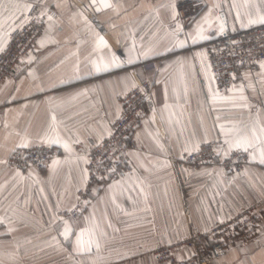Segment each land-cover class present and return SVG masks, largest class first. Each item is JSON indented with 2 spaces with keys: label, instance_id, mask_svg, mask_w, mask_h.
Returning <instances> with one entry per match:
<instances>
[{
  "label": "crops",
  "instance_id": "obj_1",
  "mask_svg": "<svg viewBox=\"0 0 264 264\" xmlns=\"http://www.w3.org/2000/svg\"><path fill=\"white\" fill-rule=\"evenodd\" d=\"M175 1L119 0L118 16L111 10L87 12L120 60L119 67L102 72L91 63L99 62L100 55L92 50L93 32L71 19L87 0H47L43 5L56 10L58 26L46 33V23L38 39L46 37L44 46L37 43L0 90V159L5 160L25 134L36 144L52 115L63 122L64 136L74 132L89 144L105 128L112 130L121 97L137 82H152V98L136 131L138 146L128 150V173L97 186L84 213L64 217L75 222V231L87 228L99 242V250L93 245L90 254L74 250L75 235L65 240L59 234L62 225L53 223L61 210L74 204L76 190L84 184L77 166L63 165L51 178L50 162L44 168H19L21 179L14 178L18 167L0 164V216L5 218L0 224V264H159L154 255L158 246L186 238L194 228L209 229L251 204L264 208V164L247 159L241 171L229 173L218 164L189 163L184 150L205 139L222 142L221 124L257 119L264 124V69L259 65L240 73L232 87L221 92L208 59L207 46L214 36L248 27H241L248 25L245 0H204L205 7L187 30L177 18ZM56 2L63 7L57 9ZM198 26L209 38L193 43ZM177 41H184V47H177ZM133 42L135 51L130 53ZM102 54L110 59L107 50ZM144 62L155 63V68L145 69ZM241 94L248 108L240 106L245 103ZM58 149L55 157L63 160L66 154ZM80 168H85L82 162ZM114 181H122V186L109 191ZM9 227L15 229L10 234ZM195 253L193 246L175 250L179 259ZM206 264H264V228L256 239L232 246Z\"/></svg>",
  "mask_w": 264,
  "mask_h": 264
},
{
  "label": "built area",
  "instance_id": "obj_2",
  "mask_svg": "<svg viewBox=\"0 0 264 264\" xmlns=\"http://www.w3.org/2000/svg\"><path fill=\"white\" fill-rule=\"evenodd\" d=\"M176 14L184 30L192 25L205 7L204 0H176ZM50 13L57 15L52 7H47ZM34 12L36 9H34ZM46 18L37 24L35 20L20 31L14 32L12 38L0 52V90L5 82L13 77L25 64L26 56L36 46L43 34ZM208 59L215 84L219 91L225 92L238 80L240 73L255 71L260 62L264 61V24L236 30H226L214 36L208 43ZM143 67L148 70L155 68V63L144 62ZM152 82L142 79L120 99L119 116L113 120L112 135L104 137L102 143L92 148L88 158L92 161L85 165L88 170L87 183L76 190V200L70 207L61 210L59 216L76 217L86 211L97 186L105 184L111 177H124L130 168L128 150L138 146L136 131L146 106L152 98ZM202 141L198 151L185 155V160L191 164H218L229 173L239 172L244 168L248 159L247 154L233 152L224 158L217 154L221 140L214 138ZM96 141H90L89 145ZM82 145H76L75 150L81 153ZM105 149L107 151L105 152ZM59 149H51L33 144L29 149H16L5 158L7 165L18 168H43L50 158L57 156ZM103 160L105 167H97V161ZM114 167L115 172L108 171ZM103 175L105 179L99 177ZM75 206L72 212L67 209ZM264 228V208L259 204H251L242 208L230 219L218 222L211 228L203 230L194 228L191 235L178 241L160 245L154 249V255L159 264H206L209 260L220 258L224 252L232 247L244 244L257 238ZM181 246H193L195 255L187 259H179L175 250Z\"/></svg>",
  "mask_w": 264,
  "mask_h": 264
},
{
  "label": "snow or ice",
  "instance_id": "obj_3",
  "mask_svg": "<svg viewBox=\"0 0 264 264\" xmlns=\"http://www.w3.org/2000/svg\"><path fill=\"white\" fill-rule=\"evenodd\" d=\"M47 3V0H0V52L5 50V47L12 38V34L18 30L22 31L25 26L30 25L33 20L37 24L41 23L43 18H46L47 28L45 32H49L53 27L58 26L57 18L55 14L50 13L49 8L43 7ZM39 6V11L34 12ZM236 5L234 4L233 7ZM55 7L61 9L63 7L62 3L56 2ZM244 9L246 10L245 14L248 16V25L241 23V27L250 26L253 24H264V0H259L257 3L256 0H245L243 4ZM122 5L119 3V0H87V3L82 8L76 9L75 12L71 14V19L74 22L82 23L85 27V30H91L93 32V46L92 50L95 53H100L99 62L97 60H92L91 63L96 72L108 71L110 68L119 67L120 60L119 57L111 52V46L108 41L101 35L98 31L95 30L93 21L88 19L87 12L91 11L94 13H100L104 11L111 10L117 16L120 14ZM255 10V17L252 15V10ZM240 13L237 12L236 18L240 20ZM173 19H175V11H173ZM207 22V17L205 18ZM115 27V25H112ZM176 30H180V25L177 24ZM221 32H223V25H221ZM209 37L203 34V28L197 27L195 36L192 37L193 43L199 40H206ZM45 38L40 39L37 43L42 47L45 44ZM177 47H184V41H177ZM105 50L110 53V59L106 60L102 54ZM130 53L135 51V43L133 42L132 48L129 50ZM146 56L147 53H144ZM198 56H203L204 53H197ZM132 62L131 55L129 57L128 63ZM260 68L264 69V61L260 62ZM31 75V73H30ZM264 75V73H262ZM246 78L248 74H245ZM79 78V77H77ZM135 86V85H133ZM235 90V86L234 89ZM211 92V89H210ZM240 92L243 93V87L241 86ZM85 92L78 93V95H84ZM219 96V93L212 94V100L215 102L216 98ZM241 101H245L241 107L248 108L249 105L246 103L247 97L241 94L239 97ZM169 105L167 102L164 104V109L167 110ZM153 123L155 122V109L153 110ZM119 116V114H117ZM62 121H58L55 115H52L51 122L48 125V128L44 134L38 140V146L46 147L51 149L53 146L63 149L65 158L62 160L58 157H51L49 172L50 178L54 176L63 165H73L77 166L83 183H87L88 170L86 168H80V163L84 165L90 164L92 161L88 158V154L92 148L98 147L105 135L111 136L112 133L109 129L105 128L104 134H97L96 142L89 145L86 141L82 140L79 135L76 133H70L68 136H64L60 131V125ZM7 127V125H5ZM220 136L223 137L222 142L217 150V154L221 155L224 158L229 157L233 152H242L247 154L248 160L250 162L257 161L260 164H264V124H262L259 119L255 120L251 124H232L226 126L224 124L219 125ZM17 136H20V133H16ZM208 143L207 139L204 141ZM76 145H82L81 153H77L75 150ZM33 147L32 139L27 135H23L20 138V141L16 144L15 148L12 151L18 149H29ZM0 148H3V144H0ZM191 154L192 151H198L199 145L197 144L192 149H184ZM107 149H105V152ZM7 163L6 160L0 159V164ZM27 167L31 169V165L25 161ZM97 167H105L103 160L97 161ZM110 172H115V168L111 167L108 169ZM34 170L29 171V176H33ZM19 177L23 179L22 172L19 168L15 171L14 178ZM99 179H105V176L101 175ZM122 186V181H114L108 185L109 191H113L117 187ZM3 186H0L2 190ZM43 191V189H41ZM95 191V190H94ZM59 210V206H57ZM75 206L67 209L68 212H72ZM87 219V218H85ZM59 221L62 225V230L59 233L65 240H68L71 236L75 235L74 241V250L82 253H91L93 245L97 250H99V242L92 238V234L89 229L81 228L78 232L75 231V222L70 219H64L63 216H57L54 218L53 223ZM5 223V218L0 216V224ZM223 223V220H221ZM15 229L8 228L7 232L10 234ZM88 237L85 239V237ZM53 240L56 238L53 237Z\"/></svg>",
  "mask_w": 264,
  "mask_h": 264
},
{
  "label": "rangeland",
  "instance_id": "obj_4",
  "mask_svg": "<svg viewBox=\"0 0 264 264\" xmlns=\"http://www.w3.org/2000/svg\"><path fill=\"white\" fill-rule=\"evenodd\" d=\"M53 8V7H52ZM54 9V8H53ZM55 10V9H54ZM56 11V10H55ZM44 168V167H43Z\"/></svg>",
  "mask_w": 264,
  "mask_h": 264
}]
</instances>
